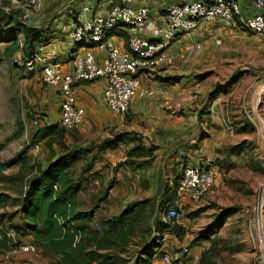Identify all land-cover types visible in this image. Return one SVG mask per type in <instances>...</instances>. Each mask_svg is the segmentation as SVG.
Returning <instances> with one entry per match:
<instances>
[{"label":"rangeland","instance_id":"obj_1","mask_svg":"<svg viewBox=\"0 0 264 264\" xmlns=\"http://www.w3.org/2000/svg\"><path fill=\"white\" fill-rule=\"evenodd\" d=\"M26 1L0 0V6L7 5L5 11L2 10L4 13H0V34L16 39L22 51L19 54H25L26 46L24 37L16 28L18 22L39 27L41 32H48V36L61 35V32L67 34L73 22L71 11L78 13L80 18L83 7L81 1L73 2L69 9L67 4L60 5L57 0H43L42 8L32 12L30 18L24 21L22 14L26 8ZM141 1L151 7L161 2V0ZM85 4L92 8L96 1ZM5 13H9V16ZM157 14L153 16L158 17ZM230 24L200 23L199 25L203 26L201 30L199 28L198 31L191 32L190 36L197 33L198 38L194 42L202 43V52L186 60L179 59V62L173 66L184 74L183 78L192 77L195 84H198L195 91H190L194 93H190L187 88V97L192 96L194 101L190 102L191 98L189 100L185 98L182 110L191 113L193 117L197 115L199 121L203 120L199 123L202 125L212 123L210 122L212 119L208 118L209 115H218L223 127L220 128L221 132L223 131L219 141L220 147L214 148L212 143L209 144L210 154L213 151L214 155L210 157L211 164L209 162L208 164L212 165L216 172L212 189L197 201L184 196L181 216L176 220L177 222L175 221L184 232L180 240L182 245L178 247L189 249V254L181 257L180 264H197L200 253L209 247L208 242L191 245L196 235L203 231L222 239L216 251L212 253V259L217 263L263 264L259 260L260 249L256 240L255 221L252 215L246 214V210H250L260 200L262 203L260 217L264 222V138L261 127L264 120V39L262 36L243 32L237 25L234 26L237 28L233 29ZM50 37L39 38L45 44L41 47L45 48L51 42ZM215 40H220L221 44L216 45ZM8 45V42L0 41V141L5 142L11 138L18 120L23 122L24 135L29 141L35 128L33 121L52 110L56 112V109L47 102L48 86L36 80L33 73L30 74L23 68L13 65L12 60L18 53L13 58L5 56ZM258 47H260L259 51ZM212 93L215 97L211 100ZM212 105H214V113L211 112ZM245 117L251 121V129L243 128ZM115 133L117 132H114V129L107 132L112 136ZM201 135L204 137L207 134L202 130L197 133L196 146L199 145L197 138ZM27 144L24 137L10 141L6 144L2 157L5 159L11 151L13 158ZM150 146L154 147V145ZM39 149L36 156L32 157V164L39 161L42 148ZM115 156L117 155L113 154V157ZM44 157L48 158L49 154L45 153ZM18 167L15 165L6 170L5 175H12ZM147 168L149 169V166ZM147 168L146 172L138 174L137 185L130 192L132 197L144 199L146 195L151 197L157 192L156 188L159 186L154 182L150 184L151 180H155V173L152 170L147 172ZM2 180L7 183L5 179ZM148 182L149 188L145 187ZM7 184L5 190L11 187L9 183ZM12 193L15 196L21 191L14 189ZM119 196L121 197L120 193ZM136 198L135 200H142ZM117 200L114 202L115 206H112L113 204L104 206L105 212L110 213L113 208L117 210L118 206L115 204ZM14 210L15 207H10L6 208L5 212ZM218 216L221 218L214 226ZM161 218L163 219L162 215ZM165 238L163 245L169 247L170 238ZM181 249L176 251L179 252ZM159 251L160 247L155 249L156 253ZM0 264H56V258L40 252L37 248L34 254H12L5 251L0 253Z\"/></svg>","mask_w":264,"mask_h":264},{"label":"trees","instance_id":"obj_2","mask_svg":"<svg viewBox=\"0 0 264 264\" xmlns=\"http://www.w3.org/2000/svg\"><path fill=\"white\" fill-rule=\"evenodd\" d=\"M6 8L7 5L0 6V13L3 14ZM5 14L9 16V13ZM72 19L76 21L77 17L72 16ZM235 25L245 32L239 20H235ZM16 28L24 37L26 55L20 53L23 58L30 57L37 46L45 45L39 38L49 37L39 27L22 21L16 24ZM1 38L9 43L5 49L7 58H13L16 53L22 52L16 39L0 34V41ZM74 47L75 53L78 46ZM155 80L174 84L180 78H162L156 75ZM210 97L212 100L215 95L212 93ZM38 120L39 125L34 128L22 151L6 162H2L0 157V180L3 178L11 185L0 193V208H4L2 216L10 219V222L5 224L0 219V226L15 230L20 243L34 244L40 252L56 257L57 264H152L153 260L161 259L164 254L161 247L165 234H171L179 240L183 238V229L175 220L160 217L168 209H176L181 215V207L175 202V194L178 177L185 166L174 174L172 185L164 187L160 199L153 197L134 201L128 203L119 214L100 216L103 210L100 202H106L111 183L104 187L101 176L92 171V164L97 153L115 150L121 140L113 136L98 144L69 146L65 142L66 129L60 124H48L43 118ZM243 123V128L251 129L250 123L245 119ZM23 135L24 125L18 120L11 138L5 142L0 141V153L7 143L19 140ZM132 141L136 145L126 150L128 159L153 157L154 147L146 148L140 137H135ZM32 145L48 150L51 161L46 165L39 161L32 164ZM94 150L96 153L91 154ZM15 165L19 166L18 170L10 176L5 175L6 170ZM93 181L99 182L97 192L102 195L93 198L86 206L78 193L89 190ZM14 189L21 191L19 196H14ZM6 206L15 207V210L5 212ZM3 217L0 215V218ZM220 218H216L214 226ZM204 242L210 245L200 253L197 264H220L212 259V253L222 239L203 231L196 235L191 245ZM159 247L160 251L156 253L155 249ZM1 251H8L3 237L0 238V253Z\"/></svg>","mask_w":264,"mask_h":264},{"label":"built area","instance_id":"obj_3","mask_svg":"<svg viewBox=\"0 0 264 264\" xmlns=\"http://www.w3.org/2000/svg\"><path fill=\"white\" fill-rule=\"evenodd\" d=\"M43 0H27L22 20L27 21L32 12L42 8ZM256 13L243 17L238 4L233 0H185L174 2L158 17L138 3L137 0H115L105 12H98L87 5L81 8V17L70 24L69 38L78 46L71 59V71L63 73L53 61L54 49L39 47L28 58L18 54L12 60L17 68L33 73L41 84L56 90L60 97V125L68 130L81 124L85 110L77 103L75 89L84 82L102 79L105 82L101 102L114 116L125 118L131 110V100L135 97H152L161 93L169 106L168 91L160 87L149 88L142 85V78L155 80L163 68L173 63L170 54L172 45L180 36H189L200 23H235L239 20L247 34L264 36V0H254ZM220 45V40H215ZM200 42H190L182 46L176 54L179 59H189L201 53ZM98 51V54L96 53ZM251 113V112H249ZM39 118L33 126L39 125ZM41 120V119H40ZM42 121V120H41ZM261 127L264 138V120ZM28 143L26 135H23ZM22 146L19 147L21 149ZM39 151L32 145V157ZM214 176L207 164L185 166L177 181L176 198L186 196L192 201L203 198L213 187ZM262 203L259 200L246 214L255 221L256 240L260 249L259 260L264 264V222L260 217ZM165 220H178L180 212L168 209L162 213ZM4 238L9 253L34 254V244L20 243L15 230L0 226V238ZM189 249L183 247L176 256L164 253L162 264H180L181 257L187 256Z\"/></svg>","mask_w":264,"mask_h":264},{"label":"crops","instance_id":"obj_4","mask_svg":"<svg viewBox=\"0 0 264 264\" xmlns=\"http://www.w3.org/2000/svg\"><path fill=\"white\" fill-rule=\"evenodd\" d=\"M57 1L60 5L67 4L69 9L71 8V4L75 1H81L83 6L86 5L85 3H89V1H96V4L92 7V9L98 12H105L108 8H110L111 4L115 0ZM184 1L185 0H161V2L156 3L155 7H151V5L148 6L141 0L138 1V3L142 6L148 7L152 14H159L160 10H164L171 3ZM233 1L238 4L244 18L250 17L257 12L253 5L254 0ZM70 15L71 17L75 16L78 18V13L71 11ZM201 25H199L195 31H198L199 28L201 30L203 27ZM234 26L235 23L230 24L231 28L236 29L237 27L235 28ZM60 34L61 35L58 34L56 36L49 35V37L51 36V42L45 46V49H54L56 51L57 56L53 62L56 63L63 73H68L71 71V59L77 51L74 53L75 47L70 41L69 33L66 34L61 32ZM197 38L198 36L196 32L194 33V36H180L170 49V54L174 56L173 63L165 66L160 73L162 78L179 77V82L169 84L165 81L159 82L157 80L146 79L145 77L142 78V85L144 87H160L168 91L167 99L169 106H164L163 102L165 101V98L159 92H156L152 97H135L131 100V110L128 115L125 118H120L112 115L101 102V96L105 85V82L102 79L93 82H84L77 85L75 89L76 99L77 103L85 110V118L78 126L66 130V144L69 146H89L90 144H98L104 139H111L113 136H117L118 139L121 140L120 145L115 150H106L101 154L97 153L96 159L92 164V171L97 172L98 175L101 176L100 179L102 181V185L105 187L111 183V187L107 192L106 202H100L101 208H103L102 211L100 210V216L108 217L112 214H119L128 203L138 201L135 200L137 196L132 197L130 192L133 188L135 189V186L137 185L136 181L138 174L146 172V168L148 166L149 169L147 168V172L152 170L155 173V180H151L150 184L154 182L159 187L156 188L157 192L154 194L155 196L152 195L149 197L146 195L144 199L153 197L160 199L163 194L164 187L166 185H172L174 174L177 173V169L179 171L183 166H195L201 164L209 165L208 162L210 157L214 155L213 151L210 154L209 144L212 143L214 148H216V146L220 147L219 141L223 135V131L221 132L220 128L223 129V127L220 123L221 121L218 115H209L208 118L212 119V121H210L212 123L209 125H202L199 123H202L203 120L199 121L197 115L193 117L191 113L182 110L184 109L185 104L184 99L188 98V93L186 92L187 88L189 89V92L192 90L195 91L198 84H195L192 77L189 79L183 78L184 74L180 73L179 69L173 66L179 62V58L176 57V54H178L182 46L186 43L194 42ZM262 38L264 39V36H262ZM69 49L70 51H68ZM252 49H255V47H252ZM259 49L260 47H258V51ZM96 53L98 54V51H96ZM47 90V102L54 106L56 112H54V110H52V112H47L42 118L48 122V124H60V97L56 93L55 89L47 87ZM189 99L191 100L190 102L194 101L192 96L189 97L188 100ZM213 108L214 105H212V113H214ZM112 129H114V132L117 133L113 136L108 135L107 132ZM200 130L206 132L207 135H204V137H202L203 135L199 136V138H197L199 145L196 146L195 138ZM135 137H140L142 144L146 148L151 147L150 145H154L155 151L153 153V157L128 159L126 150L129 147L136 145V142L132 141ZM187 143L189 144L188 146L186 145ZM4 150L5 147L0 153L2 162L10 160L9 158H12L13 156L11 151H9L8 157L4 159L2 157ZM45 153L49 154V151L42 148L40 151L39 162H42L44 165L51 161L50 155L48 158L44 157ZM95 153L96 150H94L91 154ZM113 154H116L117 156L113 157ZM209 167L211 168L215 179V168H213L212 165H209ZM78 171L80 170L78 169ZM5 186H7V184L0 180V193L5 192ZM149 186L148 182L145 187L149 188ZM99 187V182L93 181L90 184L89 190L79 191L78 196L85 202L86 206L89 205L93 198L96 199L102 195L97 192ZM121 192L124 193L121 194ZM119 193L121 197L119 196ZM127 193L129 194L127 195ZM131 197L134 201L129 199ZM116 198L121 199L117 200ZM183 199L185 198L182 197L180 200L176 198L175 202L179 207H182ZM115 200H117L115 204L118 206V211L113 208L110 213H107V211L105 212L104 206H107L108 204H113L112 206H115ZM6 208L8 207L6 206ZM3 211L4 208L1 207V217H3ZM0 219L3 220L5 224L10 222V219L8 220L6 217ZM164 237L170 238L169 247H166V244H164L161 247V251L163 253L170 254V256H176L178 253L176 250L181 249L178 246L182 245V243L171 234H165ZM165 239L166 238H164V241ZM4 252L5 251H1V253ZM152 264H162L161 259L157 258L153 260Z\"/></svg>","mask_w":264,"mask_h":264},{"label":"water","instance_id":"obj_5","mask_svg":"<svg viewBox=\"0 0 264 264\" xmlns=\"http://www.w3.org/2000/svg\"><path fill=\"white\" fill-rule=\"evenodd\" d=\"M245 120L249 123H251V121L248 119V117H245Z\"/></svg>","mask_w":264,"mask_h":264}]
</instances>
